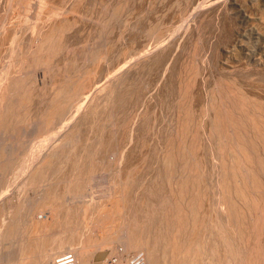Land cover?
<instances>
[{
    "label": "rangeland",
    "instance_id": "374dc122",
    "mask_svg": "<svg viewBox=\"0 0 264 264\" xmlns=\"http://www.w3.org/2000/svg\"><path fill=\"white\" fill-rule=\"evenodd\" d=\"M28 1L0 0V69L18 39L29 79L0 84L24 96L0 127L15 169L0 170V264L55 249L128 264L137 235L158 264H264V0H43L36 18ZM67 82L81 100L62 123Z\"/></svg>",
    "mask_w": 264,
    "mask_h": 264
},
{
    "label": "bare ground",
    "instance_id": "6f19581e",
    "mask_svg": "<svg viewBox=\"0 0 264 264\" xmlns=\"http://www.w3.org/2000/svg\"><path fill=\"white\" fill-rule=\"evenodd\" d=\"M29 1H30V2H29ZM29 1H28L29 4H28V3H27V4L30 5V8H29V6H28L29 11H30V12H29V11H28V12H29L30 15H29V14H28V15H29V16L33 15V16L35 17L37 14H39V11H40V9H41V7H42V3H43L44 1H43V0H29ZM42 1H43V2H42ZM21 2H22V1H21ZM25 2H27V1H25ZM25 2H24V3H25ZM9 5H10V4H9ZM15 6H16V7H19V4H18V6L15 4ZM26 6H27V5H26ZM23 7H24V6H23ZM43 7H44V6H43ZM11 8H12V7H11ZM26 10H27V9H26ZM15 14H16V13H15ZM26 14H27V13H26ZM28 15H27V18H29V20L32 21L31 17H28ZM36 17H38V15H37ZM36 17H35V18H36ZM27 18H26V19H27ZM7 21H8V20H7ZM16 21H17V20H16ZM36 23H37V22H36ZM6 25H7V24H6ZM3 26H4V25H3ZM15 26H16V25H15ZM18 27H20V26H18ZM5 29H6V28H5ZM3 30H4V29H3ZM1 32H2V31H1ZM20 37H21V36H20ZM50 37H51V36H50ZM47 38H48V39H46L47 41H45V42H47V43L50 42V41H53V40H54V39H51V38H49V37H47ZM16 39H17V38H16ZM20 39H21V38H20ZM48 40H49V41H48ZM56 40H57V39H56ZM14 41H15L16 45H14V43L12 42L13 44H10V45H12L10 51H9V49H8L9 47L7 48V49H8L7 51H9V52H11V53H13V54L15 53V54H14L15 57H14V59H12L11 62L8 61V62H10V63H7V64H9L8 66H7V64L5 65V63L2 61L3 64L5 65V67H3V68L1 67L2 69H0V84L3 86V84H6V83L8 82V83H9L8 85H9V88H10V89H11V86H10L11 83H15L16 80H17V81H21V80H24V79H25L24 82L22 81L23 83H25V86L28 84V83L26 84L25 81L29 80V79L26 80V78L28 77V75H25L26 78H21V77H20V76H23L25 73H23V75H22V73H21V75H19V79L21 78V80L16 79V78H18V77H17L18 75H16V78H15V74L17 73V71H19L18 69L21 67V65L23 64V62H22V58L19 56V54H17L19 51H16V50L18 49V48H16V46H17V47L19 46V41H18V39H17V42H18V43L16 42V40H14ZM20 41H21V40H20ZM45 42H44V44L41 43L40 48H39V50H38V53H39V54H40V52H43V50L45 49V45H47L46 50L48 51V49H49V47H48L49 43L46 44ZM54 42H55V41H54ZM4 44H5V43H4ZM10 45H9V46H10ZM37 45H38V44H37ZM4 46H5V45H4ZM49 46H51V43H50ZM52 46H53V45H52ZM5 47H6V46H5ZM20 47H21V46H20ZM20 47H19V48H20ZM38 47H39V46H38ZM31 48H32V47H31ZM52 48H53V47H52ZM58 48H59V47H58ZM55 49H56V47H55ZM21 50H22V49H21ZM30 50H33V49H30ZM34 50H35V49H34ZM34 50H33V51H34ZM36 50H37V49H36ZM46 50H44V52H47ZM49 50H50V49H49ZM1 51H3V50H1ZM9 52H8V54H10ZM34 52H35V51H34ZM44 52H43V53H44ZM43 53H42V54H43ZM47 53H48V52H47ZM5 54H6V53H5ZM20 54H21V53H20ZM29 54H30V51H29ZM36 54H37V53H36ZM36 54L34 55V57L36 56ZM42 54H41V55H42ZM10 55H11V54H10ZM44 55H45V56H44ZM44 55H43V56H36V57L34 58L36 63H34L33 65L36 64L37 67H39V65H40V66L45 65V67H46V65H47L46 63H48V62H46V61H48L49 59L46 60L45 57L48 58V57H50V56H48L46 53H44ZM79 55H80V54H79ZM82 55H83V54H82ZM97 55H98V54H97ZM18 56H19V57H18ZM21 56H22V54H21ZM27 56H30V55H27ZM47 56H48V57H47ZM94 56H95V55H94ZM11 57H12V55H11ZM20 58H21V59H20ZM24 58H25V57H24ZM86 58H87V57H86ZM7 59H8V58H7ZM23 61H24V60H23ZM32 61H33V59H32ZM53 61H54V60H53ZM21 62H22V64H21ZM28 63H29V61H28ZM28 63H26V64H28ZM31 63H33V62H31ZM49 63H51V62L49 61ZM52 64H53V63H52ZM4 65H3V66H4ZM29 65H30V64H29ZM33 65H32V66H33ZM16 66H17V68H15ZM19 66H20V67H19ZM23 66H24V65H23ZM48 66H49V65H48ZM50 66L52 67V65H50ZM25 67H26V66H25ZM30 67H31V66H30ZM42 67H44V66H42ZM45 67H44V68H45ZM68 67H69V66H68ZM22 68H23V67H22ZM44 68H42V69H44ZM26 70H27V69H26ZM66 71H67V70H66ZM20 72H22L21 69H20ZM23 72H24V71H23ZM29 72H30V71H29ZM26 73H27V72H26ZM66 73H67V72H66ZM76 73H77V72H76ZM35 75H36V74H35ZM33 76H34V75H33ZM23 77H24V76H23ZM85 78H86V77H85ZM15 79H16V80H15ZM78 79H79V78H78ZM74 80H75V78H74ZM76 80H77V79H76ZM17 81H16V82H17ZM32 81H33V80H32ZM27 82H28V81H27ZM17 84H18V82L16 83V85H17ZM31 84H32V83H30L29 85H31ZM14 85H15V84H13V87H15V88L12 87V89H13V90L15 89V90H14V91H11L13 94H14V92H16V85H15V86H14ZM21 85H22V83L19 84L18 86H20V87H24L23 85H22V86H21ZM29 85H28V86H29ZM69 85H70V83H68V82L64 84L65 89L63 90V92H62V89H61V92H60V93H61V97L63 98V99H62V100H63V101H62V105H61V108H60L57 112L55 111L56 113H54V114H55L54 116L56 117V119H59L62 123H63V121H64V118L66 117V116L64 117L65 112H66V111H69L71 108H73L74 106H72V105H74V103H80V100H81L80 98H79L80 100L78 99L79 96L76 97V99H74L75 97H74L73 94H74L75 92H78V91H76V90H75V91H74V90L72 91L71 88L68 87ZM18 86H17V87H18ZM70 86H71V85H70ZM7 87H8V86H7ZM75 88H76V87H75ZM7 89H8V88H7ZM26 89H27V88H26ZM28 89H29V88H28ZM0 90H1V89H0ZM17 90H18V88H17ZM77 90H79V89L77 88ZM2 91H3V90H2ZM2 91H0V93H1ZM18 91H19V95H20V94H23V93L21 92L22 89H21V91H20V88H19ZM25 91L27 92V90H25ZM9 92H10V91H9ZM23 92H24V88H23ZM4 93H5V94L2 93V95L0 96V98H1V100H0V119L2 118V123L0 122V127L5 126V122H7V121H5V120H6V119H5V116H6L7 119H8V117H10V116L7 115V114H10V112H8L7 108L10 107L11 104H16V103L12 102L13 99H11V98H12V97L14 98L15 95L18 96V94H16V93H18V92H16L14 96H13V94H11L12 97L9 95V93H7V92H4ZM28 93H29V92H28ZM28 93H27V95H28ZM7 94H8V95H7ZM56 94H57V93H56ZM62 94H63V95H62ZM78 94H80V93H78ZM24 95H25V93H24ZM9 96H10V97H9ZM17 96H16V97H17ZM59 96H60V95H59ZM82 96H83V95H82ZM8 97H9V98H8ZM20 97H21V98H20ZM22 97H24V96L22 95V96H19L18 98H20V100H21ZM27 97H28V96H26V98H27ZM18 98H17V100L19 101ZM29 98H30V97H29ZM57 98H58V96H57ZM86 98H87V96H86ZM55 99H56V98H55ZM10 100H11V101H10ZM17 100H16V98H14V101L17 102ZM23 100H25V99H23ZM27 100H28V99H27ZM60 100H61V99H60ZM77 100H79V102H78ZM82 100H83V99H82ZM9 101H10V102H9ZM56 101H57V100H56ZM58 101H59V100H58ZM21 102H22V101H21ZM26 102H27V101H26ZM18 103H19V102H18ZM18 103H17V104H18ZM9 104H10V105H9ZM23 104H24V103H23ZM27 104H28V103H27ZM50 104H51V103H50ZM19 105H20V104H19ZM58 105H59V104H58ZM76 105H77L76 107H78L77 109L79 110L80 107H81V105H80V104H76ZM52 106H53V105H52ZM11 107H13V108H11ZM11 107H10V109H9V108H8V109L11 110V111H14V108H15V110H17V109H16V106L14 107V106L12 105ZM17 107H18V106H17ZM19 107H21V106H19ZM49 107H50V106H49ZM59 107H60V106H59ZM5 108H6V110H5ZM69 108H70V109H69ZM12 109H13V110H12ZM19 109H20V108H19ZM3 110H4V111H3ZM71 110H72V109H71ZM80 110H81V109H80ZM6 111H7L8 113H7ZM17 111H18V110H17ZM17 111H15L16 114H17ZM52 111H53V110H52ZM44 112H45V111H44ZM70 112H71V111H70ZM49 113H51V112H49ZM11 114H13V113H11ZM47 114H48V113H47ZM52 114H53V113H52ZM70 114H71V113H70ZM50 115H51V114H50ZM65 115H66V114H65ZM7 116H8V117H7ZM48 117H49V116H48ZM55 117H54V118H55ZM72 117H73V116H72ZM74 117H75V116H74ZM3 118H4V119H3ZM50 118H52V117H50ZM54 118H53V119H54ZM47 119H48V118H47ZM65 119H66V118H65ZM49 120H50V121H49ZM49 120H48L49 122H52L51 119H49ZM0 121H1V120H0ZM3 121H4V122H3ZM18 121H19V120H18ZM48 121H44V122H48ZM54 121H55V120H54ZM54 121H53L52 123H53L54 125H56V124L54 123ZM60 121H59V122H60ZM21 122H22V121H21ZM44 122H42L43 125H44ZM49 122H48V123H49ZM52 123H50V124L53 125ZM56 123H57V122H56ZM62 123H61V124H62ZM65 123H66V122H64V124H65ZM21 124H22V123H21ZM46 124H47V123H45L44 126L42 125V128L44 127V128H43L44 130L47 128V127H46V126H47ZM8 125H9V124H8ZM11 125H13V124H11ZM51 125H50V127H51ZM65 125H67V123H66ZM63 126H64V125H60V124H59V125L57 126V128H58V127L61 128V127H63ZM7 127H8V126H7ZM9 127H10V126H9ZM54 127L56 128V126H54ZM65 128H66V127H65ZM7 129H8V128H7ZM63 129H64V127H63ZM63 129H61L62 132L64 131ZM44 130H43V131H44ZM47 130H48V128H47ZM59 130H60V129H59ZM21 131H22V130H21ZM49 131L51 132L52 130H49ZM55 131H57V130L55 129L54 132H55ZM47 132H48V131H47ZM54 132H51V133H54ZM57 132H58V131H57ZM60 132H61V131H60ZM62 132H61V133H62ZM61 133H59V134H61ZM63 133H64V137H65L64 140L67 139L66 142H68V141H69V140H68V139H69V136H67L68 133H66V132H63ZM65 133H66V136H65ZM38 134H39V133H38ZM42 134H43V133H42ZM46 134H47V133H46ZM54 134H55V133H54ZM54 134H51V135L54 136ZM44 136H45V135H44ZM47 136H48V135H47ZM53 136H51V137H53ZM72 136H73V135H72ZM9 137H10V136H9ZM49 137H50V136L46 137V138L48 139V140H47L48 142H49V140H50V142H52L54 139H55L54 141H56V140L59 141V140H60V139L58 140V138H54V139L52 138V139H53V140H52V139H49ZM60 137H61V136H60ZM60 137H59V138H60ZM64 137H63V138H64ZM30 138H31V137H30ZM30 138H29V139H30ZM34 138H35V137H34ZM34 138H33V139H34ZM43 138H44V137H43ZM9 139H10V138H9ZM61 139H62V137H61ZM70 139H71V138H70ZM44 140H45V138L43 139L42 142L45 144L47 141L44 142ZM51 140H52V141H51ZM60 141H61V140H60ZM60 141H59V142H60ZM48 142H47V143H48ZM62 142L65 143V141H63V140H62ZM6 143H7V142H6ZM6 143H4V144H6ZM54 143L56 144L57 142H53V143H51V145H47V144H46V145H47V146H51V147H50V150H52V149L55 147V144H54ZM20 144H21V143H20ZM41 144H42V143H41ZM48 144H50V143H48ZM1 145H2V144H1ZM11 145H12V144H11ZM28 145H29V144H28ZM46 145H45V146H46ZM57 145H58V144H57ZM61 145H62V143L60 142V143H59V147H57V146H56V147L59 149ZM3 146H4V145H2V147H0V151L2 150V153L4 152V153H3V154H4L3 157H4L5 154H6L5 152H7L6 150H7L8 148H6V146H4V147L6 148V149H4ZM14 146H15V145H14ZM14 146H13V147H14ZM29 146H30V145H29ZM42 146H43V144H42L41 147H40L41 150H42V148L45 147V146H43V147H42ZM13 147H12V148H13ZM56 147H55V148H56ZM1 148H3V149H1ZM46 148H47V147H46ZM46 148H45V149H46ZM48 149H49V148H48ZM58 149H56V150H58ZM4 150H5V151H4ZM9 150H10V149H9ZM9 150H8V151H9ZM50 150H49V152H50ZM56 150L54 149V150H52V151L56 152ZM45 151H46V150H45ZM46 152H48V151H46ZM2 153H0V154L2 155ZM28 154H29V153H28ZM39 154H40V153H39ZM43 154H44V153H43ZM52 154H54V153H52ZM1 155H0V156H1ZM25 156H26V155H25ZM52 156H54V155H52ZM4 158H5V159H3L2 157H0V159L2 160V161H0V170H2L3 173H4L5 171H9V172H10V171H15V169L13 168V165H12L13 162H12V164H11V162L9 161V159H8L6 156H5ZM9 158H10V157H9ZM13 158H14V157H13ZM25 158H27V157H25ZM7 159H8V161H6ZM11 159H12V158H11ZM17 159H18V158H17ZM53 159H54V158H53ZM57 159H58V158H57ZM4 160H5V161H4ZM13 160H14V159H13ZM45 160H46V159H45ZM48 160H49V159H48ZM15 161H16V160H15ZM20 161H21V160H20ZM27 162H28V161H26V163H27ZM31 162H32V161H31ZM41 162H43V161H41ZM19 163H21V162H19ZM19 163H18V166H20ZM22 163H23V161H22ZM26 163H25V164H26ZM28 163H29V162H28ZM35 163H36V162H35ZM53 163H54V162H53ZM15 164H16V163H15ZM32 164H33V163H32ZM48 164H49V163H48ZM40 165H41V164H40ZM40 165H39V166H40ZM42 165H43V164H42ZM90 165H91V164H90ZM15 166H16V165H15ZM31 166H32V165H31ZM31 166L28 165V167H31ZM39 166H38V167H39ZM23 167H24V166L22 165V168H23ZM26 167H27V166H26ZM26 167H25V168H26ZM28 167H27V168H28ZM47 167H48V166H46L45 168H47ZM91 167H92V166H91ZM18 168H20V167H18ZM36 168H37V166H36ZM43 168H44V167H43ZM43 168H42V169L39 168L40 170H38V168H37V169L33 168V170H34L33 175L35 174L34 176L37 177V180H36V181H38V178H39V180H41V178H43L42 175L46 173L45 170H48V169H44V170H43ZM50 168H51V167H50ZM29 169H30V168H29ZM89 169H90V168H89ZM33 170H32V171H33ZM2 171H1V172H2ZM16 171H17V168H16ZM82 171H84V170H82ZM20 172H21V171H20ZM20 172H19V173H20ZM47 172H48V171H47ZM80 172H81V171H80ZM3 173H2V174H3ZM31 173H32V172H31ZM77 173H78V172H77ZM85 173H86V172H85ZM5 174H6V173H5ZM10 174H11V173H10ZM79 174H80V173H79ZM79 174H78V175H79ZM83 174H84V173H83ZM87 174H88V173H87ZM7 175H8V174H7ZM7 175H5V176H7ZM81 175H82V174H81ZM3 176H4V175H3ZM34 176H33V177H34ZM44 176H45V175H44ZM85 176H86V175H85ZM0 177H2V176H0ZM9 177H10V176H9ZM12 177H13V176H12ZM27 177H28V176H27ZM30 177H31V176H30ZM7 178H8V177H7ZM13 178H14V177H13ZM31 178H32V177H31ZM44 178H45V177H44ZM57 178H58V177H57ZM33 179H36V178L34 177ZM77 179H78V178H77ZM85 179H86V177H85ZM42 180H43V179H42ZM3 181H4V180L0 179V184H2V185H3V184H4V185L6 184L7 186H5V187L12 186V184L9 182V179L7 180L6 177H5V181H4V182H3ZM14 181H15V180H14ZM46 181H47V180H46ZM76 181H77V180H76ZM81 181L83 182L84 180L81 178ZM1 182H2V183H1ZM28 182H29V181H28ZM32 182H33V181H32ZM43 182H45V181H43ZM9 183H10V185H9ZM34 183H35V182H34ZM80 183H81V182H80ZM80 183H79V184H80ZM40 184H41V183H40ZM81 184H82V183H81ZM119 184H120V183H119ZM31 185H32V184H31ZM74 185H75V184H74ZM29 186H30V185H29ZM29 186H28V187H29ZM42 186H43V185H42ZM0 187H1V185H0ZM2 187H4V186H2ZM37 187H38V186H37ZM77 187H78V186H77ZM46 188H47V187H46ZM4 189H5V188H4ZM7 189H8V188H7ZM77 189H78V188H77ZM1 190H2V189H1ZM78 190H79V189H78ZM82 190H83V189H82ZM82 190H81V191H82ZM19 191H20V190H19ZM119 191H120V190H119ZM0 192H1V191H0ZM2 193H3V192H2ZM2 193H1L0 196L5 195V193H4V194H2ZM81 195H82V194H81ZM1 198H2V197H1ZM79 198H80V197H79ZM81 198H82V197H81ZM82 199H83V198H82ZM117 199H118V198H117ZM9 200H10V199H9ZM33 200H34V199H33ZM31 201H32V200H31ZM12 202H13V201H12ZM10 204H11V203H10ZM18 206H19V204H18ZM14 207H15V206H13V208H14ZM18 208H19V207H18ZM15 209H16V208H15ZM21 210H22V209H21ZM230 210H231V209H230ZM12 211H13L12 213H11V211H10V213H11L10 215H11V216L8 217L9 220L11 219L10 221H11L12 225H9V224H8V229H7L8 234H7V232L4 231V233H5V235H6L7 237H8V235H9V233H11V232L14 231V230L16 231V229H15L16 227L14 228V226H15L14 223H15V219H16V217H17V216H16V215H17V214H16L17 212H16L14 209H12ZM18 211H19V210H18ZM19 212H20V211H19ZM19 212H18V213H19ZM233 217H234V216H233ZM8 218H7V220H8ZM238 220H239V219H238ZM17 221H18V220H17ZM4 222H5V221H4ZM8 222H9V221H8ZM16 223H17V222H16ZM16 226H17V225H16ZM18 226H19V225H18ZM4 229H5V228H4ZM224 229H225V228H224ZM232 231H233V230H232ZM2 233H3V232H2ZM4 233H3V235H4ZM12 233H14V232H12ZM15 234H17V233H14V235H15ZM23 234H24V233H23ZM29 234H30V233H29ZM5 235H4V236H5ZM11 235L13 236V234H11ZM11 235H10V236H11ZM13 237H14V236H13ZM8 238H9V237H8ZM60 238H61V237H60ZM236 238H237V237H236ZM61 239H62V238H61ZM61 239H60V240H57V239H56V242H55V245H56V243L58 242V245L60 246V247L58 246L59 248H62V246H63V240H61ZM122 239H125L124 242H126L125 244L127 245V246H126L127 248H135V249H137V248L140 249V248H141V249H143V251H144V250L147 251V252H148L147 254H149V264H158V263H157V260H156V258H155V256H154V255L152 256V255L149 253V249H148V247H147V243H146V241L143 240L142 237H138V235H137V237H124V236H122L121 240H122ZM17 240H18V239H17ZM24 242H25V241H24ZM64 242H65V241H64ZM27 244H28V243H27ZM19 245H20V244H19ZM178 245H179V244H178ZM26 246H27V245H26ZM64 246H65V245H64ZM197 246H198V245H197ZM0 247H1V246H0ZM83 248H84V247H83ZM189 249H190V248H189ZM47 250H48V249H47ZM55 250H56V249H55ZM55 250H53V251H51V250H49V251H45V254H44V256L42 255L43 258H41V260L43 259V261H44L45 264H49V263L51 264V260H52V258L55 256V254H56V253H55V252H56ZM58 250L60 251L61 249H58ZM58 250H57V252H58ZM133 250H134V249H133ZM181 250H182V248H181ZM68 251H70V250H68ZM85 251H86V250H83V249L79 250L78 253L73 251V253H74V255H75V258L77 259V262H76L77 264H78V260H79V264H87L88 262H91V261H92V260L90 261L89 258H88L89 261L87 260V258H86V254H85L86 252H85ZM87 251H88V250H87ZM113 251H114V250H113ZM134 251H135V250H134ZM136 251H137V250H136ZM145 251H144V252H145ZM179 251H180V250H179ZM187 251H188V250H187ZM196 251H197V250H196ZM65 252H66V251H65ZM71 252H72V250H71ZM144 252L141 253V254H142V259H143V263H142V264H148V262H147V261H148V258H146L147 256H146V254H145ZM198 252H199V249H198V251L196 252V255H197V254H200V252H199V253H198ZM76 253H77L78 255H76ZM88 253H89V252H88ZM136 253H138V252H136ZM151 253H153V252H151ZM42 254H43V253H42ZM113 254H114V253H113ZM113 254H112V255H113ZM134 254H135V252H134ZM153 254H154V253H153ZM187 254H188V253H187ZM230 254H231V253H230ZM22 255H23V253H22ZM40 256H41V255H40ZM116 256H117V255H116ZM116 256L114 255V257H116ZM200 256H201V255H200ZM114 257H111V258H114ZM195 257H199V255H198V256H195ZM31 258H32V257H31ZM84 258L88 261L87 263H86V260H85ZM109 258H110V257H109ZM185 258H186V257H185ZM199 258H200V257H199ZM203 258H204V257H203ZM211 258H212V257H211ZM90 259H91V258H90ZM115 259H116V260H115ZM189 259H190V258H189ZM193 259H194V258H193ZM209 259H210V258H209ZM227 259H228V257H227ZM234 259H235V258H234ZM35 260H36V259H35ZM41 260H40V261H41ZM111 260H113V259H111ZM114 260H115V262H112L113 264H114V263H115V264H123V263L126 264V262H121L120 258H118V259H117V258H114ZM114 260H113V261H114ZM128 260H129V259H126V261H128ZM194 260H195V259H194ZM213 260H214V259H213ZM202 261H203L202 259H197V260H196L197 264H204ZM207 261H208V260H207ZM207 261H206V262H207ZM209 261H210V260H209ZM217 261H218V260H217ZM32 262H33V261H32ZM184 262H185V261H184ZM184 262H183V263H184ZM187 262H188V261H187ZM206 262H205V263H206ZM210 262H212V261H210ZM37 263L40 264L39 259H38V262H37ZM37 263H36V264H37ZM41 263H43V262L41 261ZM189 263L192 264L190 260H189ZM189 263H188V264H189ZM230 263L232 264V262H230ZM89 264H91V263H89ZM110 264H111V263H110ZM128 264H129V262H128ZM210 264H212V263H210ZM213 264H214V263H213ZM226 264H227V263H226ZM239 264H240V263H239Z\"/></svg>",
    "mask_w": 264,
    "mask_h": 264
},
{
    "label": "built area",
    "instance_id": "2783aa9c",
    "mask_svg": "<svg viewBox=\"0 0 264 264\" xmlns=\"http://www.w3.org/2000/svg\"><path fill=\"white\" fill-rule=\"evenodd\" d=\"M128 262L129 264H142L143 263L142 254L141 253L133 254L129 258ZM51 264H76L75 256L71 251L62 252L60 254H57L53 258Z\"/></svg>",
    "mask_w": 264,
    "mask_h": 264
}]
</instances>
